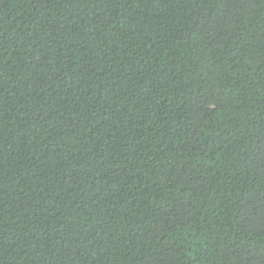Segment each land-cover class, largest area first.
Here are the masks:
<instances>
[{
    "label": "trees",
    "instance_id": "obj_1",
    "mask_svg": "<svg viewBox=\"0 0 264 264\" xmlns=\"http://www.w3.org/2000/svg\"><path fill=\"white\" fill-rule=\"evenodd\" d=\"M0 264H264V0H0Z\"/></svg>",
    "mask_w": 264,
    "mask_h": 264
}]
</instances>
